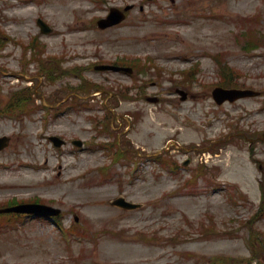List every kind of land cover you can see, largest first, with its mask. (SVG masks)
I'll return each instance as SVG.
<instances>
[{
    "label": "rangeland",
    "instance_id": "rangeland-1",
    "mask_svg": "<svg viewBox=\"0 0 264 264\" xmlns=\"http://www.w3.org/2000/svg\"><path fill=\"white\" fill-rule=\"evenodd\" d=\"M86 1L88 8L64 10V0H0V25L11 37L0 49V135H12L0 151V204L42 197L63 209L64 228L77 217L80 231L66 235L53 219L21 215L0 231V264H226L217 258L243 263L254 253L262 264L264 215L252 228L249 221L260 202L264 148L255 133L258 142L250 151L247 136L264 128V98L218 105L211 84L219 80L217 61H226L239 76L238 86L264 88V48L246 51L232 37L250 24L264 31V0ZM128 3L133 7L123 22L105 30L96 26L111 6ZM21 4L29 9L19 13ZM240 15L257 19L246 24L237 20ZM37 17L52 32L41 34ZM35 33L46 43L39 63L27 60L34 49L25 47ZM72 33L78 34L70 38ZM125 55H150L163 69L128 74L94 67ZM41 63L58 75L48 80L38 72ZM75 64L87 66L85 75L104 87L89 107L78 100L92 95L75 92L80 99L74 106L55 114L42 106L23 118L7 114L11 94L30 79L36 103L56 108L72 97L65 84L80 79L62 72ZM194 64L187 76L182 70ZM178 88L186 89L187 99ZM55 91L54 102L47 100ZM122 91L135 97L124 98ZM106 112L107 131H100L97 119ZM52 132L81 138L83 147L69 141L57 149L48 140ZM114 139L118 143L103 144ZM161 153L173 165L153 159ZM201 155L209 161L205 169L198 166ZM252 156L263 158V168ZM118 195L143 205L122 210L110 204Z\"/></svg>",
    "mask_w": 264,
    "mask_h": 264
},
{
    "label": "bare ground",
    "instance_id": "bare-ground-1",
    "mask_svg": "<svg viewBox=\"0 0 264 264\" xmlns=\"http://www.w3.org/2000/svg\"><path fill=\"white\" fill-rule=\"evenodd\" d=\"M78 3L79 2L77 0H67V1H65L64 3H62L60 5V8L64 9V10L65 9H70V8H75L78 5ZM21 11L23 12V11H25V9H22ZM74 34H78V33H72V34L69 35V37L71 38V36L74 35Z\"/></svg>",
    "mask_w": 264,
    "mask_h": 264
},
{
    "label": "water",
    "instance_id": "water-1",
    "mask_svg": "<svg viewBox=\"0 0 264 264\" xmlns=\"http://www.w3.org/2000/svg\"><path fill=\"white\" fill-rule=\"evenodd\" d=\"M39 23H40V25L42 26V29H44V30H48V27H47L43 22H41V21L39 20Z\"/></svg>",
    "mask_w": 264,
    "mask_h": 264
}]
</instances>
